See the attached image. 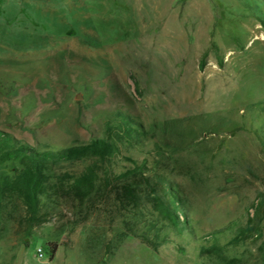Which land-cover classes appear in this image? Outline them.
<instances>
[{"label":"rangeland","instance_id":"1","mask_svg":"<svg viewBox=\"0 0 264 264\" xmlns=\"http://www.w3.org/2000/svg\"><path fill=\"white\" fill-rule=\"evenodd\" d=\"M258 102L264 0H0V131L60 150L104 137L115 112L133 116L171 154L199 236L246 223L262 201ZM69 217L1 238L0 264L164 263L134 237L101 254L92 225L58 233Z\"/></svg>","mask_w":264,"mask_h":264},{"label":"trees","instance_id":"2","mask_svg":"<svg viewBox=\"0 0 264 264\" xmlns=\"http://www.w3.org/2000/svg\"><path fill=\"white\" fill-rule=\"evenodd\" d=\"M249 108L264 113V102ZM259 139L264 152V128ZM171 159L124 112L106 122L104 137L60 150L38 151L0 131V239L32 237L66 208L71 217L58 233L92 225L90 245L107 256L134 237L162 255L163 264H264V193L246 223L199 236L171 176ZM50 249L53 261L58 246Z\"/></svg>","mask_w":264,"mask_h":264},{"label":"crops","instance_id":"3","mask_svg":"<svg viewBox=\"0 0 264 264\" xmlns=\"http://www.w3.org/2000/svg\"><path fill=\"white\" fill-rule=\"evenodd\" d=\"M58 252H56V255H55V258H54V260L53 261H55L58 257H59V253H60V251L59 250H57ZM53 261H50V263H52Z\"/></svg>","mask_w":264,"mask_h":264},{"label":"built area","instance_id":"4","mask_svg":"<svg viewBox=\"0 0 264 264\" xmlns=\"http://www.w3.org/2000/svg\"><path fill=\"white\" fill-rule=\"evenodd\" d=\"M38 254H39V256L43 257V255H44L43 250L39 249Z\"/></svg>","mask_w":264,"mask_h":264}]
</instances>
